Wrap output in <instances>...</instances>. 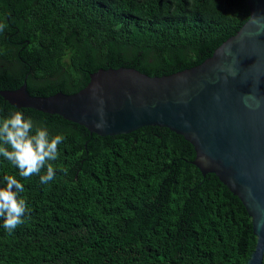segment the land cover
Segmentation results:
<instances>
[{
    "label": "trees",
    "instance_id": "trees-1",
    "mask_svg": "<svg viewBox=\"0 0 264 264\" xmlns=\"http://www.w3.org/2000/svg\"><path fill=\"white\" fill-rule=\"evenodd\" d=\"M248 18L246 0H0V91L25 81L32 96L69 95L100 68L174 74L210 58ZM16 111L65 139L48 184L0 157V186L15 175L28 204L13 232L0 219V264H246L250 216L202 175L181 135L143 126L100 136L0 96V119Z\"/></svg>",
    "mask_w": 264,
    "mask_h": 264
},
{
    "label": "water",
    "instance_id": "water-1",
    "mask_svg": "<svg viewBox=\"0 0 264 264\" xmlns=\"http://www.w3.org/2000/svg\"><path fill=\"white\" fill-rule=\"evenodd\" d=\"M246 2L249 18L236 35L192 68L162 76L99 69L73 94L32 96L24 81L0 96L16 107L58 114L100 136L143 126L183 136L202 175L214 174L244 205L256 237L246 264H263L264 0Z\"/></svg>",
    "mask_w": 264,
    "mask_h": 264
},
{
    "label": "clouds",
    "instance_id": "clouds-1",
    "mask_svg": "<svg viewBox=\"0 0 264 264\" xmlns=\"http://www.w3.org/2000/svg\"><path fill=\"white\" fill-rule=\"evenodd\" d=\"M4 27L5 25L0 24V31H3ZM230 74L235 75L231 70ZM96 127H102V124L97 123ZM64 139L62 134L52 135L46 127L36 125L21 111L0 119V157L18 169L19 176L24 179L39 176L42 184L53 181L55 169L51 162L58 159V146ZM42 171L44 174H41ZM3 180L4 185L0 186V219L3 220V228L11 233L24 223L28 204L21 197L25 191L24 185L15 175H6Z\"/></svg>",
    "mask_w": 264,
    "mask_h": 264
}]
</instances>
